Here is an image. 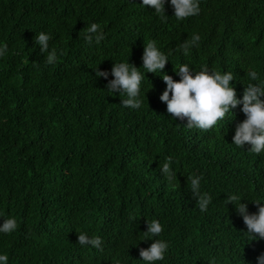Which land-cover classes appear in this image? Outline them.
I'll return each instance as SVG.
<instances>
[{"label":"trees","instance_id":"1","mask_svg":"<svg viewBox=\"0 0 264 264\" xmlns=\"http://www.w3.org/2000/svg\"><path fill=\"white\" fill-rule=\"evenodd\" d=\"M142 2L0 0V45H8L0 57V225L17 220L16 230L0 233L8 264H145L140 248L153 241L140 240L155 218L169 242L155 264H259L264 239L250 241L226 201L228 193L245 197L254 213L251 200L264 199V153L233 144L243 105L212 129L188 127L160 99L162 75L146 73L135 109L107 91L114 77H97L95 68L110 72L128 58L141 67L145 43L156 39L174 79L181 63L193 75L231 71L242 98L247 68L264 79V0H200L199 14L182 20L170 2L161 14ZM91 22L105 33L98 44L80 36ZM39 31L51 34L54 63L36 44ZM193 33L201 39L185 56L179 45ZM168 156L172 185L160 171ZM188 174L201 175L212 196L206 211ZM80 231L100 236L102 250L80 245Z\"/></svg>","mask_w":264,"mask_h":264},{"label":"clouds","instance_id":"2","mask_svg":"<svg viewBox=\"0 0 264 264\" xmlns=\"http://www.w3.org/2000/svg\"><path fill=\"white\" fill-rule=\"evenodd\" d=\"M171 3L174 8V16L182 20L184 18L198 15L200 0H143L142 5L146 8L152 6L155 14L166 13V4ZM168 16V15H167ZM163 18H167L166 16ZM80 36L88 42L100 43L104 39L103 28L97 22L88 23ZM201 37L198 33H193L191 39L185 40L179 45V50L186 56L189 49L198 46ZM51 34L46 31H39L35 36L36 44L40 46L41 51L45 53V58L49 64L56 60L55 49L50 50ZM8 52V45H0V57ZM143 64L137 67L127 60L115 61L113 68L109 71L96 69L97 77H109L107 82V91L122 96V105L139 109L143 104L142 82L146 73L151 71L162 75L166 81L167 87L162 92L160 99L167 103V111L175 119L187 120L188 127L199 129H212L218 121L225 118L229 113H233L238 105H243L242 111L246 114V119L238 123L233 136V144L244 147L246 142L251 144V152L256 154L264 153V79L255 68H247L246 88L243 96L238 97L236 87L231 83L235 75L231 71H219L202 67L200 71L193 75L191 64L181 63L179 67L175 64V70L181 79L176 80L172 75L164 72L165 65L170 60L158 44L156 39H150L145 43L142 56ZM143 68L146 71H141ZM162 73V74H161ZM172 157L165 158V162L160 164V171L167 184L172 185L177 177V172L171 166ZM202 176L198 174H188V189L197 199V204L201 211H206L212 196L201 190ZM245 197L238 196L235 193H228L226 201L234 203L237 213L243 217L247 225V231L250 241L264 239V199H253L251 201L258 205V211L249 212L248 203ZM249 200V199H248ZM239 201V203H237ZM148 228L143 231L142 240L151 239L153 242L149 247L140 248V257L145 264H155L157 261L164 260L169 242L161 239L160 234L164 226L158 218L147 221ZM17 228L15 217H7L0 225V233H11ZM78 243L80 245H90L96 249L103 248L102 238L100 236H90L87 232L80 231ZM259 264H264V254L258 258ZM9 257L5 253H0V264H8ZM210 264H213L210 261Z\"/></svg>","mask_w":264,"mask_h":264}]
</instances>
